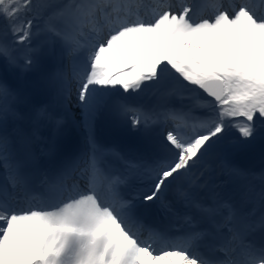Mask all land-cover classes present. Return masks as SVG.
Returning <instances> with one entry per match:
<instances>
[{"label":"snow or ice","instance_id":"snow-or-ice-1","mask_svg":"<svg viewBox=\"0 0 264 264\" xmlns=\"http://www.w3.org/2000/svg\"><path fill=\"white\" fill-rule=\"evenodd\" d=\"M40 56L85 135L65 150L47 105L10 125L0 79V264H264V174L229 162L264 149V0H0V71ZM147 89L189 103L125 95ZM99 121L138 142L100 144Z\"/></svg>","mask_w":264,"mask_h":264},{"label":"bare ground","instance_id":"bare-ground-1","mask_svg":"<svg viewBox=\"0 0 264 264\" xmlns=\"http://www.w3.org/2000/svg\"><path fill=\"white\" fill-rule=\"evenodd\" d=\"M63 62H66V60ZM49 70L53 71L49 68L46 56H40L38 65L31 70H18L7 73L0 71V79L5 80L9 86L18 90L21 96L24 97L23 102L16 105L17 111L21 113L23 119L15 122L10 121V125H19L21 127L28 128L31 123V116L34 109L39 106L47 105L50 110L58 112L61 116H63L66 120L65 128L70 126L72 131L75 130L78 138L83 141L85 132L80 126L79 113L72 110L73 113L71 114V105L69 106V109L65 111L63 106L56 102L54 99V91L50 89L46 83V76L50 73ZM168 83L171 84L174 82L171 78H168ZM125 95L132 96L133 101L142 102V104L148 109L156 106L157 104H168L178 107L177 105L179 102H183L175 97H163L161 92L156 89H147L139 93H128ZM184 102L189 103L187 100H184ZM43 131L46 133L47 128L45 127ZM260 150H262V152ZM262 159H264V149H262L260 144H257L247 150L232 153L229 156V162L231 164L246 171L249 170V164H251L252 168H255L256 165H260L261 162H264ZM261 174H264V172ZM258 177L260 176H254L256 181H249L252 184H258L256 183ZM228 188H231V185H229Z\"/></svg>","mask_w":264,"mask_h":264},{"label":"rangeland","instance_id":"rangeland-1","mask_svg":"<svg viewBox=\"0 0 264 264\" xmlns=\"http://www.w3.org/2000/svg\"><path fill=\"white\" fill-rule=\"evenodd\" d=\"M46 59H47V61H48V63H49V68H51L52 70H54V65L52 64V62L46 57ZM72 109H75V110H77V108H76V106L75 105H73V108Z\"/></svg>","mask_w":264,"mask_h":264}]
</instances>
